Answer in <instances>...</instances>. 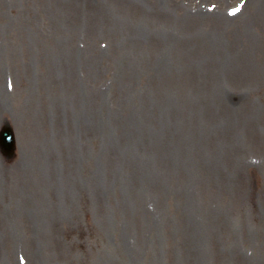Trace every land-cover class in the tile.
I'll return each mask as SVG.
<instances>
[{"label":"rangeland","instance_id":"rangeland-1","mask_svg":"<svg viewBox=\"0 0 264 264\" xmlns=\"http://www.w3.org/2000/svg\"><path fill=\"white\" fill-rule=\"evenodd\" d=\"M5 123L0 264H264V0H0Z\"/></svg>","mask_w":264,"mask_h":264},{"label":"water","instance_id":"water-1","mask_svg":"<svg viewBox=\"0 0 264 264\" xmlns=\"http://www.w3.org/2000/svg\"><path fill=\"white\" fill-rule=\"evenodd\" d=\"M0 148L6 157L10 158L13 155L14 140L9 127H3L0 131Z\"/></svg>","mask_w":264,"mask_h":264},{"label":"bare ground","instance_id":"bare-ground-1","mask_svg":"<svg viewBox=\"0 0 264 264\" xmlns=\"http://www.w3.org/2000/svg\"><path fill=\"white\" fill-rule=\"evenodd\" d=\"M27 215H28V217H32V215H31V214H29V213H27Z\"/></svg>","mask_w":264,"mask_h":264}]
</instances>
